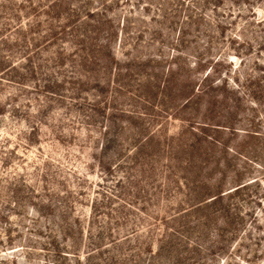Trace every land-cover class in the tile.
<instances>
[{
	"label": "rangeland",
	"instance_id": "rangeland-1",
	"mask_svg": "<svg viewBox=\"0 0 264 264\" xmlns=\"http://www.w3.org/2000/svg\"><path fill=\"white\" fill-rule=\"evenodd\" d=\"M4 61L0 264H264V0H0Z\"/></svg>",
	"mask_w": 264,
	"mask_h": 264
},
{
	"label": "trees",
	"instance_id": "trees-1",
	"mask_svg": "<svg viewBox=\"0 0 264 264\" xmlns=\"http://www.w3.org/2000/svg\"><path fill=\"white\" fill-rule=\"evenodd\" d=\"M93 56H91V55H88V57L87 58H85V57H83V59L82 60H84V61H86V63L84 64V65H86L87 64V62H88V60L90 61H92L93 60V58H92ZM6 62L4 61V63L2 62V65H0V68L1 69H3L4 68V70H5V68L7 69L8 68V73H7V75L8 76H10V77H12V78H15V79H18V80H24L25 79V77L22 75H19L18 74V72H19V69L15 66V64H13V63H11V64H9V65H3V64H5ZM33 71V70H32ZM14 72H16L15 74H14ZM261 88L260 89H262V90H264V86L263 85H259ZM44 87L45 88H48V89H50L51 88V85L50 84H48V85H44ZM255 93V92H254ZM1 110V109H0ZM204 129V135H207V132L205 131V128H203ZM206 141H209V143L211 144V145H214V144H216V143H220L219 142V140L218 139H216V138H211V139H205ZM224 195H222V193H220V192H218L214 197L215 198H213L212 200H210V201H208V202H212V201H218V199H221L222 197H223ZM207 203V202H206ZM200 206V205H199Z\"/></svg>",
	"mask_w": 264,
	"mask_h": 264
}]
</instances>
